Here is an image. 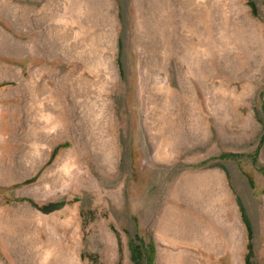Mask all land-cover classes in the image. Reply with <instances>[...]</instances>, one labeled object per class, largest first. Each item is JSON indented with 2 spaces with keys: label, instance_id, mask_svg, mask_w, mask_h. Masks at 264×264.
<instances>
[{
  "label": "rangeland",
  "instance_id": "1",
  "mask_svg": "<svg viewBox=\"0 0 264 264\" xmlns=\"http://www.w3.org/2000/svg\"><path fill=\"white\" fill-rule=\"evenodd\" d=\"M260 166L264 0H0V264H264Z\"/></svg>",
  "mask_w": 264,
  "mask_h": 264
},
{
  "label": "crops",
  "instance_id": "2",
  "mask_svg": "<svg viewBox=\"0 0 264 264\" xmlns=\"http://www.w3.org/2000/svg\"><path fill=\"white\" fill-rule=\"evenodd\" d=\"M224 173L221 175L223 179ZM227 181H224V189L227 186ZM238 209L241 210V204H238ZM242 217V222L239 218L235 224L224 219L220 224H213L208 228V233L211 239V250L213 251L214 258L224 259L226 264H231L227 259H238L240 264H246V256L248 251V234L247 221ZM227 220V221H226ZM235 220V219H234ZM244 222V223H243ZM235 235L237 239L235 240ZM236 249H239L238 253ZM227 258V259H226Z\"/></svg>",
  "mask_w": 264,
  "mask_h": 264
},
{
  "label": "trees",
  "instance_id": "3",
  "mask_svg": "<svg viewBox=\"0 0 264 264\" xmlns=\"http://www.w3.org/2000/svg\"><path fill=\"white\" fill-rule=\"evenodd\" d=\"M248 4L251 8H253V4L251 1H249ZM259 170L262 172V174H264V166H260ZM61 204H62L61 201H59V202L51 201V202L43 205L42 209L44 211L51 210L53 208L60 207ZM242 216L247 221L244 213H242ZM128 248H129V258L132 260V262L134 264H142L140 261H138L142 257V250L140 248V244L134 243L130 239L128 242ZM144 249H145V251H144L145 264H153L154 251H153V244H152L151 240L148 241V246H145ZM248 250H249V244H248ZM248 253H249V251L247 252V256H248ZM247 256H246V264H248Z\"/></svg>",
  "mask_w": 264,
  "mask_h": 264
}]
</instances>
